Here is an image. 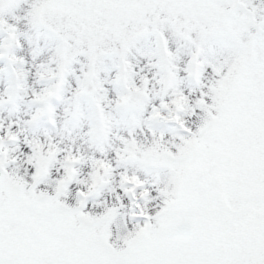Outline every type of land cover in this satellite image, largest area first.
<instances>
[{
	"label": "snow or ice",
	"instance_id": "snow-or-ice-1",
	"mask_svg": "<svg viewBox=\"0 0 264 264\" xmlns=\"http://www.w3.org/2000/svg\"><path fill=\"white\" fill-rule=\"evenodd\" d=\"M0 264H264V0H0Z\"/></svg>",
	"mask_w": 264,
	"mask_h": 264
}]
</instances>
